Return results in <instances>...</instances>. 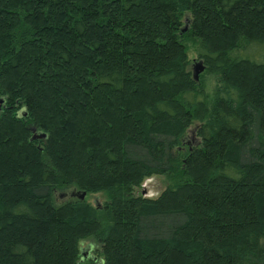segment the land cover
I'll list each match as a JSON object with an SVG mask.
<instances>
[{
    "label": "trees",
    "instance_id": "obj_1",
    "mask_svg": "<svg viewBox=\"0 0 264 264\" xmlns=\"http://www.w3.org/2000/svg\"><path fill=\"white\" fill-rule=\"evenodd\" d=\"M0 98V264H264V0H0Z\"/></svg>",
    "mask_w": 264,
    "mask_h": 264
},
{
    "label": "rangeland",
    "instance_id": "obj_2",
    "mask_svg": "<svg viewBox=\"0 0 264 264\" xmlns=\"http://www.w3.org/2000/svg\"><path fill=\"white\" fill-rule=\"evenodd\" d=\"M187 54H188V58L190 59L189 69L192 72L193 66L198 62V55H197L194 45L189 44ZM199 78L202 84L204 85L205 91L211 95L213 93V90L215 89V86L217 85L216 78L207 72H203L202 75L199 76ZM200 81L198 82L200 83ZM34 134L37 135L38 132L35 131ZM194 142H195V136L193 135L192 128H191L189 133L186 135V144L193 145ZM167 184H168V180L164 176L153 175V176L146 178L143 181L142 186L137 190V192L144 194V196L146 197L155 198L167 186ZM70 191H75V190L72 188L56 190L54 193L55 203L60 204L63 201H65V199L59 197V194H62L64 192L69 193ZM84 198L94 206H101V204L105 201L106 196L103 193H96V194L85 195ZM93 244L94 242L91 239L84 240L80 243V253H81V256H80L81 263L80 264H92L82 254L87 253V252L92 254L94 248L96 247V245L95 244L93 245Z\"/></svg>",
    "mask_w": 264,
    "mask_h": 264
},
{
    "label": "water",
    "instance_id": "obj_3",
    "mask_svg": "<svg viewBox=\"0 0 264 264\" xmlns=\"http://www.w3.org/2000/svg\"><path fill=\"white\" fill-rule=\"evenodd\" d=\"M187 27H184L183 28V31L186 30ZM205 69V65L203 63V60L202 59H199L198 62L193 66V69H192V77L194 79V81L198 82L199 81V75L200 73H202ZM2 102V99L0 98V103ZM32 132L34 133L36 130L34 127L31 128ZM45 134L44 133H38L37 135H33V138L35 137H44ZM66 195H69L70 197H76L80 200H83L84 199V196L86 195V192L85 191H70L69 193H62V194H59V197H65ZM101 264V262H100Z\"/></svg>",
    "mask_w": 264,
    "mask_h": 264
},
{
    "label": "flooded vegetation",
    "instance_id": "obj_4",
    "mask_svg": "<svg viewBox=\"0 0 264 264\" xmlns=\"http://www.w3.org/2000/svg\"><path fill=\"white\" fill-rule=\"evenodd\" d=\"M1 104V103H0ZM65 193H68V192H65ZM61 198H63V199H65V200H67V199H69V198H73V197H70L69 195H66L65 197H61ZM90 249V248H89ZM93 252H94V250H93ZM92 252V254L91 253H89V252H87V253H83L82 255L83 256H85L86 257V259H88L92 264H100V259L98 258V256L96 255V254H94Z\"/></svg>",
    "mask_w": 264,
    "mask_h": 264
}]
</instances>
